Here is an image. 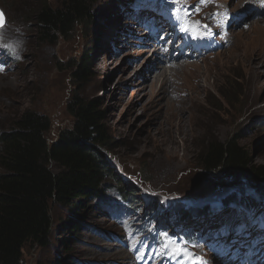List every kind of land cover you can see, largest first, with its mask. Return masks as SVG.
I'll return each mask as SVG.
<instances>
[{"label": "rangeland", "instance_id": "rangeland-1", "mask_svg": "<svg viewBox=\"0 0 264 264\" xmlns=\"http://www.w3.org/2000/svg\"><path fill=\"white\" fill-rule=\"evenodd\" d=\"M221 1L232 11L216 25L199 7L200 0H92L90 21L53 41L36 24L43 0H0L5 17L0 33L15 36L22 51L16 55L7 40H0V134L10 132L15 118L30 110L49 117L46 137L51 141L71 126L65 106L77 93L100 98L112 145L104 150L111 173L102 181L104 194L71 206L51 201L47 245L26 244L25 264H237L250 242L264 239V231L256 230L264 228V214L259 215L264 211V184H248L230 196L226 188L203 179L216 175L203 173L198 165V153L209 141L237 137L252 166H264V124L259 125L264 123V72L250 68L253 58L260 60L252 41L259 35L254 14H259L255 8L260 2L244 0L236 8V0ZM245 5L249 10L243 12ZM141 11L170 21L180 33L189 25L188 38L199 45L209 38L201 45L206 55L195 50L180 60L187 63L184 67L167 70L164 79L151 67L129 77L150 55L135 21ZM86 51L92 54L88 78L76 83L71 72ZM167 78L173 82L171 89ZM48 166L56 171L53 162ZM115 178L122 186H132L139 210L125 212ZM228 181L232 178L219 183ZM246 188L244 196L254 204L242 209L239 198ZM69 220L79 228L69 227ZM250 228L246 248L237 251L232 235L245 236ZM181 247L184 252L177 251ZM126 252L137 257L126 262Z\"/></svg>", "mask_w": 264, "mask_h": 264}, {"label": "trees", "instance_id": "trees-1", "mask_svg": "<svg viewBox=\"0 0 264 264\" xmlns=\"http://www.w3.org/2000/svg\"><path fill=\"white\" fill-rule=\"evenodd\" d=\"M91 1L59 0L57 6H52L43 0L36 16L39 32L53 41L67 37L75 25L90 21ZM91 61V51L82 53L71 72L76 83L87 80ZM99 99L73 93L65 106L72 118L71 126L51 141L46 137L51 129L49 117L30 110L15 118L10 132L0 134V264H25L22 249L26 244L47 245L51 201L71 206L72 202H91L104 194L102 181L111 175L104 150L112 145ZM198 160L203 173L216 175H204L203 179L210 182L221 181L223 176L234 180L236 175L246 174L253 186L264 184V166H252L249 152L237 137L209 141L198 153ZM49 162H53L55 172ZM114 181L128 208H137L132 186H122L118 178ZM67 224L79 228L76 221Z\"/></svg>", "mask_w": 264, "mask_h": 264}, {"label": "bare ground", "instance_id": "bare-ground-1", "mask_svg": "<svg viewBox=\"0 0 264 264\" xmlns=\"http://www.w3.org/2000/svg\"><path fill=\"white\" fill-rule=\"evenodd\" d=\"M236 1L237 2L232 5V6H235L236 8H239V5L242 2L244 4V0H236ZM199 7H201L202 9H204V11L207 13V16L209 17L210 22L211 23H215L216 25H219L220 23L224 22L223 15H226L228 13H231V11H232L231 8L228 6V4H226V3L224 4L221 0H208V2L206 4H201V0H200ZM248 8H249L248 5L243 6V8H242L243 12L248 11L249 10ZM258 8L259 7L255 8V9H258ZM260 11H261V16L257 17V21L255 22L256 28L259 29V35L255 39L252 38V41L257 46V53H258V57L260 58L259 62H254V58L251 60V66H250V68L253 69L255 73L264 72V34H263V31L264 30L260 29L261 25H264V6L260 7ZM251 15H249V17ZM0 40H2V41L7 40V43H9L11 45V47L13 49V52L16 55H18L19 53L22 52L21 49H20V45H19L18 39L15 36H9V35H7L5 30H3L0 33ZM157 50H158L157 47L155 48V46L153 45V47L150 48V54L151 55H149V57H147L145 59L144 63H142L141 66L136 67V65H137V63H136V65H135L136 68H134V72L133 73H130V76L129 77H131V76L135 77V76L141 74V72H144L145 70H148L151 67V69H153V70H160V71H158V73H157L158 76H156V77H163L162 79L166 78L167 71L165 69H163V66H161V67L159 66ZM180 57H183V55H181ZM186 64L187 63L182 64L181 61L172 62L171 63V66L169 68V72L171 73L173 71V69H176V68L178 69V68L184 67ZM145 68H147V69H145ZM129 77H126V79H128ZM168 80H169V86H168V84H165V86L167 85L168 88L171 89L173 82L172 81L170 82V79H168ZM174 87L177 90V92L180 91V89H181V87L178 86V85H176V84H174ZM253 185L254 184H252V186ZM242 187H245V186H241V187L235 188V190L233 189L234 191L231 190L229 193H225V194H230V196H231V194H233L234 192L238 191ZM252 189H254V188H252ZM247 190H248V188H246V190H243L241 192L240 196L246 195ZM233 200H235V199L233 198ZM239 200H240L239 202L241 203L240 204L241 208L242 209L244 207L246 208L247 205H246L245 201L242 200L241 198H239ZM235 206H237V205H235ZM239 208L240 207H238V209ZM261 214H264V211L259 213V215H261ZM150 215H151V213H148L147 214V217H149ZM240 222L241 221H239V224H240ZM88 238H90V237L88 236ZM89 240L90 239H88L86 241H89ZM104 244L105 243L102 242V245H104ZM258 246L260 248V251L262 253H264V239H261L258 242ZM80 248L83 249V250L89 251L88 248H84V247H80ZM98 254H100V253H98ZM136 257H137L136 255L135 256H128L127 252L124 254V260L125 261L128 258L135 259ZM108 258H110V257H108ZM126 262H128V261H126ZM200 262L201 261L198 260V261L195 262V264H200Z\"/></svg>", "mask_w": 264, "mask_h": 264}, {"label": "water", "instance_id": "water-1", "mask_svg": "<svg viewBox=\"0 0 264 264\" xmlns=\"http://www.w3.org/2000/svg\"><path fill=\"white\" fill-rule=\"evenodd\" d=\"M0 14H2V16H3V13L1 11H0ZM3 18H4V16H3ZM224 177H226V176H223L222 179H224ZM226 178L228 179V177H226ZM211 183L214 184V185H219L222 188H226L227 191L225 193H228L231 190H233L235 188H238V187H241V186H247L248 184H254V182H252V180H251V177H249L246 174L236 175L234 180L228 181V182H226L223 185L221 183H219V182H211ZM221 187H219V188H221ZM228 189H230V190H228Z\"/></svg>", "mask_w": 264, "mask_h": 264}, {"label": "snow or ice", "instance_id": "snow-or-ice-1", "mask_svg": "<svg viewBox=\"0 0 264 264\" xmlns=\"http://www.w3.org/2000/svg\"><path fill=\"white\" fill-rule=\"evenodd\" d=\"M170 3H173L175 4L176 2H178V0H169ZM208 2V0H201V4H206ZM5 24V20L2 16V14H0V28H2ZM198 24V22H197ZM177 251H180V252H184V248L181 247L179 249H177ZM200 264H205V262L201 261Z\"/></svg>", "mask_w": 264, "mask_h": 264}, {"label": "clouds", "instance_id": "clouds-1", "mask_svg": "<svg viewBox=\"0 0 264 264\" xmlns=\"http://www.w3.org/2000/svg\"><path fill=\"white\" fill-rule=\"evenodd\" d=\"M15 31H16V32H19V31H20V29H19V28H16V29H15Z\"/></svg>", "mask_w": 264, "mask_h": 264}]
</instances>
